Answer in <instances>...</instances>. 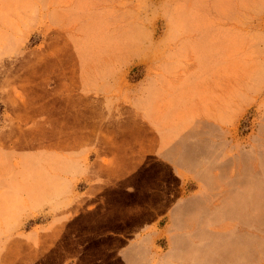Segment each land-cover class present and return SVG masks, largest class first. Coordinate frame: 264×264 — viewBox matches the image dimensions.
Masks as SVG:
<instances>
[{
    "label": "rangeland",
    "instance_id": "obj_1",
    "mask_svg": "<svg viewBox=\"0 0 264 264\" xmlns=\"http://www.w3.org/2000/svg\"><path fill=\"white\" fill-rule=\"evenodd\" d=\"M46 170L71 175L55 184L68 198ZM263 170L264 0H0V264H138L172 256L190 222L228 223L260 244L245 264H264V215L206 221L226 198L213 181L233 194ZM120 224L161 246L104 230Z\"/></svg>",
    "mask_w": 264,
    "mask_h": 264
},
{
    "label": "crops",
    "instance_id": "obj_2",
    "mask_svg": "<svg viewBox=\"0 0 264 264\" xmlns=\"http://www.w3.org/2000/svg\"><path fill=\"white\" fill-rule=\"evenodd\" d=\"M208 50L209 48H206L205 50L206 54ZM200 55L204 56L203 58H200L201 59L200 62L204 63L206 66V63L208 62L209 58L202 53H200ZM79 117H77V119ZM177 117L178 119L181 118L180 115H178ZM80 119H82V117ZM83 122L84 124H80L78 122L77 128H81V127L83 128L85 125L90 123V120H88V117H86L83 120ZM165 126L167 128V130L165 131L166 138L173 136L174 134H177L181 131V128L167 125V122ZM131 127L134 128V126ZM134 129H136V127ZM84 133L85 132L83 130L78 129L76 134L82 135ZM78 139L79 141L77 143V146L80 145L82 140L79 136ZM124 140L125 139H122L121 142L117 144L119 145L118 147H120L118 149H121L120 152L122 151L124 152L120 157L117 156V159L122 161L121 163L122 167H125L127 170H131L134 164L131 163L126 158L127 157L126 152L129 151V149H127L126 147L132 141L131 135L126 138L128 142H123ZM118 151L119 150H116V152ZM236 163H237L236 167L237 169H239L240 161L237 160ZM68 164H69L68 161H64L62 162L61 166L65 167ZM48 165L49 163L47 162L46 169H48ZM47 171L48 170H46V182H49L47 185L49 187V191L52 193L51 196L55 195L54 197L68 198L67 196L68 191H63V190L59 191L55 188V186L56 185L59 186L57 183H62V184L69 183L70 182L69 178L71 177V175L69 173L68 174L58 173L54 176L52 175V177H49ZM262 173H263V179L259 182H257L256 180L253 181V178L250 179L249 181L247 177H244V182L247 183V186H245V188L239 189L237 192H234L233 194L232 193L229 194L228 192L229 191V185H228L229 182L227 178L228 176L223 175L221 176L220 180L213 181V183L215 182L216 186H210V188H208L207 190L208 195H210V198H212L213 195L216 193H220L221 197H226V198L222 203L223 205H221L220 207H215L212 213L208 212V210L206 209V212H208L206 221L213 220L220 215L223 216L241 215L243 219L242 225L239 224L240 228H237V226L234 227V230H239V229L245 230V226L247 227V223H255L254 221H257L261 217H263L264 170L262 171ZM143 174L144 173L140 174L139 176H143ZM234 178L236 179L237 182L243 181V180H239L240 176L238 175H236ZM100 188H101L100 185H93V187L89 191V193H91L92 195L88 194L87 197L83 195L85 193V191H83L82 201H86L88 204L92 202V205H95L97 203L99 204L101 200L100 198L99 199L97 198L99 197L97 196V194L99 193ZM84 190H87V188ZM65 192H67V195H65L66 194ZM253 212H255V214L258 215V218L252 216ZM192 213H196V210L190 208L189 214L192 215ZM55 222H56L55 225L58 228L59 225L61 224V222H59V218H56ZM93 229L96 231V228ZM149 229L150 228L141 229V233L134 238L132 237V233H130L131 231H133V228L130 225L120 224L117 225L115 228H111V227L104 228L105 231L116 232V236L121 237L125 241L122 242L125 243L126 246H130V247L136 246L140 241L144 242L143 245H146L145 242H147V244L152 242L153 243L152 246H161L158 243V240L155 239L156 237L158 238V236H155V238H153L151 234L145 233L148 232ZM97 230L99 231L100 229ZM228 230H229V224L225 222H200V223L190 222L189 224H184V223L179 224L178 228L174 229V233H173L174 246L171 248L172 256H170V254L159 256L156 252L152 250L151 253L149 252L147 254L141 253L140 255H138L139 258L136 259V262L138 264H245L246 257L249 258L252 252L255 253V251L260 250L259 248L260 244L256 242L254 239L246 238L245 233L242 232L241 233L238 232L236 234L233 232L229 233ZM79 235L80 234H78V236ZM96 240H99L100 242L102 238L100 237V235H96L94 232L92 233V241L94 242L93 243L94 246L97 245ZM9 243L10 246L13 245L11 241ZM30 255L29 258L31 257ZM124 255L126 257L128 255H131L132 257V253L129 254L126 252ZM253 262H255L254 256H253ZM125 263H127V261H125Z\"/></svg>",
    "mask_w": 264,
    "mask_h": 264
}]
</instances>
